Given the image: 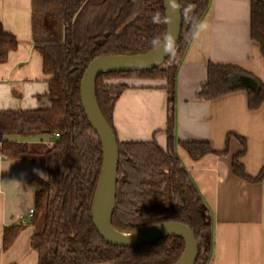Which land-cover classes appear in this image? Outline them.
Wrapping results in <instances>:
<instances>
[{
  "label": "trees",
  "instance_id": "1",
  "mask_svg": "<svg viewBox=\"0 0 264 264\" xmlns=\"http://www.w3.org/2000/svg\"><path fill=\"white\" fill-rule=\"evenodd\" d=\"M182 34L174 54L161 67L134 73H110L98 77L95 95L100 110L112 129L114 109L126 85H109V79L166 80L175 86L177 72L198 26L206 16L210 0H179ZM194 9L186 12L188 5ZM159 20L154 22L153 17ZM167 34L164 0H32V39L42 57L43 72L49 77L51 106L37 110L0 111V156L33 164H44L48 179L40 180L35 193L32 223L44 215L41 232L33 235L32 248L39 264H175L185 252L181 238H164L136 248L116 247L98 234L92 206L102 165V144L88 123L80 95L83 74L97 58L140 55L156 49ZM251 38L264 58V0H251ZM157 41L153 43V41ZM20 45L0 21V64L8 61ZM171 62V63H170ZM250 77L257 84L243 83ZM171 89V88H170ZM236 91L248 94L251 110L264 105V85L243 69L210 64L208 78L198 92L212 100ZM175 99H169L168 147L156 140L120 142L116 207L113 227L135 233L148 227L177 222L195 235L199 255L196 264H207L211 254V220L202 197L175 151ZM115 132V130H114ZM116 135V133H115ZM23 139L57 137L45 152L32 151ZM233 161L236 177L249 183L264 180V168L253 178L240 159ZM193 160L218 154L207 142H179ZM22 225L4 230L3 249L17 240Z\"/></svg>",
  "mask_w": 264,
  "mask_h": 264
},
{
  "label": "crops",
  "instance_id": "2",
  "mask_svg": "<svg viewBox=\"0 0 264 264\" xmlns=\"http://www.w3.org/2000/svg\"><path fill=\"white\" fill-rule=\"evenodd\" d=\"M0 21L20 41L8 61L0 64V111L37 110L51 106L49 77L32 39V0H0ZM210 64L237 66L264 85V58L251 38V0H210L208 12L191 40L174 86L175 151L189 173L211 220V254L207 264H264V180L249 183L234 174L240 162L255 178L264 168V105L251 110L248 94L236 91L212 100L198 92ZM126 85L118 99L113 127L120 142L156 140L168 147L170 88L166 80L109 79ZM57 137L23 139L32 151H48ZM9 140L19 142L17 140ZM179 142H207L218 154L193 160ZM48 179L44 164L0 156V264H39L32 248L35 193ZM22 225L13 246L3 249L4 230Z\"/></svg>",
  "mask_w": 264,
  "mask_h": 264
},
{
  "label": "water",
  "instance_id": "3",
  "mask_svg": "<svg viewBox=\"0 0 264 264\" xmlns=\"http://www.w3.org/2000/svg\"><path fill=\"white\" fill-rule=\"evenodd\" d=\"M167 34L175 37V44L164 51L165 39L156 49L140 55L104 56L92 61L86 68L80 86L81 103L89 125L98 136L103 151V165L95 193L92 218L101 238L108 244L123 248H136L164 238H181L185 242V252L175 264H196L199 250L192 230L181 223H160L135 233H121L113 227L116 207L120 151L114 130L102 114L95 95V84L99 76L110 73H134L150 71L164 65L177 49L183 21L179 0H164ZM166 38V37H165ZM243 83L249 87L257 84L250 77ZM110 264V263H94Z\"/></svg>",
  "mask_w": 264,
  "mask_h": 264
},
{
  "label": "clouds",
  "instance_id": "4",
  "mask_svg": "<svg viewBox=\"0 0 264 264\" xmlns=\"http://www.w3.org/2000/svg\"><path fill=\"white\" fill-rule=\"evenodd\" d=\"M194 9V5H188V7L185 9L186 12L191 11ZM154 22L159 20L158 16H154L153 17ZM157 41H153V43H156ZM175 44V37L171 34H169L168 36H166L165 38V46H164V51L167 54L168 49H171Z\"/></svg>",
  "mask_w": 264,
  "mask_h": 264
},
{
  "label": "rangeland",
  "instance_id": "5",
  "mask_svg": "<svg viewBox=\"0 0 264 264\" xmlns=\"http://www.w3.org/2000/svg\"><path fill=\"white\" fill-rule=\"evenodd\" d=\"M170 88H171V90H170V94L169 95H170L171 98H174V96H175L174 86L173 85H170ZM11 139H13V140L15 139L17 141H19V140L22 141V138L21 137H18V136H13V137H11ZM40 188H41V186H40ZM43 226H44V215L42 214L40 216L39 220L37 221L36 225H35V233L41 232Z\"/></svg>",
  "mask_w": 264,
  "mask_h": 264
},
{
  "label": "built area",
  "instance_id": "6",
  "mask_svg": "<svg viewBox=\"0 0 264 264\" xmlns=\"http://www.w3.org/2000/svg\"><path fill=\"white\" fill-rule=\"evenodd\" d=\"M33 214H34V209H31V211H30V216L32 217Z\"/></svg>",
  "mask_w": 264,
  "mask_h": 264
}]
</instances>
